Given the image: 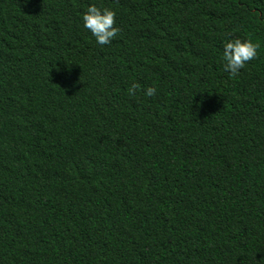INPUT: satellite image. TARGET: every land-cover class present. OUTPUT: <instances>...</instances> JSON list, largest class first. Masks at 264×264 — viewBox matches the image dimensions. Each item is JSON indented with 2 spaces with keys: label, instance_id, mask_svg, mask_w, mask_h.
I'll return each mask as SVG.
<instances>
[{
  "label": "trees",
  "instance_id": "1",
  "mask_svg": "<svg viewBox=\"0 0 264 264\" xmlns=\"http://www.w3.org/2000/svg\"><path fill=\"white\" fill-rule=\"evenodd\" d=\"M0 264H264V0H0Z\"/></svg>",
  "mask_w": 264,
  "mask_h": 264
},
{
  "label": "clouds",
  "instance_id": "2",
  "mask_svg": "<svg viewBox=\"0 0 264 264\" xmlns=\"http://www.w3.org/2000/svg\"><path fill=\"white\" fill-rule=\"evenodd\" d=\"M80 20L82 27L86 29L95 39V43L100 46L109 45L120 32L116 26V12L110 7L89 4L81 13ZM259 45L250 39H240L239 37L228 39L222 42V70L229 76L239 73L248 62L257 56ZM140 90V85L133 81L126 88L129 96H134ZM146 97H154L157 90L154 86H147L143 89ZM193 103V101H192Z\"/></svg>",
  "mask_w": 264,
  "mask_h": 264
}]
</instances>
